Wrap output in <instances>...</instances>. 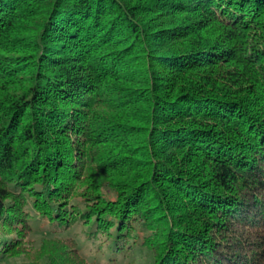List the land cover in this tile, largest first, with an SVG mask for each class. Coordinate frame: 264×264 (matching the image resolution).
Segmentation results:
<instances>
[{"label":"trees","instance_id":"16d2710c","mask_svg":"<svg viewBox=\"0 0 264 264\" xmlns=\"http://www.w3.org/2000/svg\"><path fill=\"white\" fill-rule=\"evenodd\" d=\"M24 257L264 264V0H0V264Z\"/></svg>","mask_w":264,"mask_h":264},{"label":"rangeland","instance_id":"374dc122","mask_svg":"<svg viewBox=\"0 0 264 264\" xmlns=\"http://www.w3.org/2000/svg\"><path fill=\"white\" fill-rule=\"evenodd\" d=\"M46 235H48V234L46 233L45 230H42V229L35 230L33 235H32V238L34 240V244L39 245L42 237L46 236ZM84 250L87 253L89 252L88 249H84ZM82 252H83V250H82ZM30 255H31V257L29 258V261L33 260V258H32L33 254H30ZM95 260L98 261L100 264H104L103 259H100L99 257H96ZM27 262H28V260L24 257V258L15 259L13 261L11 260V262L9 261L8 264H27ZM117 264H118V262H117ZM121 264H124V263L122 262Z\"/></svg>","mask_w":264,"mask_h":264}]
</instances>
